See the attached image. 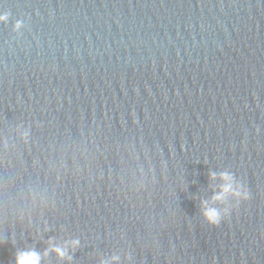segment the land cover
<instances>
[{"label": "water", "instance_id": "95a60500", "mask_svg": "<svg viewBox=\"0 0 264 264\" xmlns=\"http://www.w3.org/2000/svg\"><path fill=\"white\" fill-rule=\"evenodd\" d=\"M4 16L0 264L49 240L71 264H264V0H0ZM221 173L249 198L213 201Z\"/></svg>", "mask_w": 264, "mask_h": 264}, {"label": "clouds", "instance_id": "9594fccd", "mask_svg": "<svg viewBox=\"0 0 264 264\" xmlns=\"http://www.w3.org/2000/svg\"><path fill=\"white\" fill-rule=\"evenodd\" d=\"M6 19V16L0 17V20ZM210 179L214 180L217 178L215 173H210ZM221 180L225 181L224 185L221 187L219 192H214L213 201H222L225 197V194L231 192V194L236 197L238 200L248 199L249 193L243 188L242 185L236 184L235 189H233L232 176L228 173H221ZM203 215L205 219L212 224H218L220 217L219 213L216 210H205ZM49 247L45 249L43 253L36 251L34 248H29L26 250L17 251L15 255V264H42V260L50 253H56L58 259L67 260L71 264V256L68 254L67 245L64 247L55 246L52 244V241L49 240ZM78 244L77 241L72 242V247H75ZM115 259V258H114Z\"/></svg>", "mask_w": 264, "mask_h": 264}]
</instances>
